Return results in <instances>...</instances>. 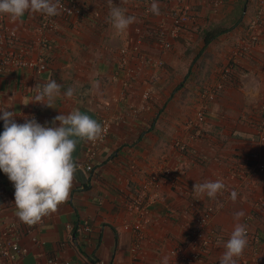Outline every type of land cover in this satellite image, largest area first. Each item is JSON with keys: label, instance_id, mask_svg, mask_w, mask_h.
<instances>
[{"label": "crops", "instance_id": "1", "mask_svg": "<svg viewBox=\"0 0 264 264\" xmlns=\"http://www.w3.org/2000/svg\"><path fill=\"white\" fill-rule=\"evenodd\" d=\"M77 1L82 14L59 13L53 31L40 28L39 13L26 12L16 22L3 15V24L20 40L16 48L29 59L40 56L35 38L43 34L48 63L40 74L15 67L0 74V112H15L21 124L36 115L42 125L52 126L54 117L75 110L98 123L102 116L110 121L91 162L93 171L85 168L87 141H80L68 200L36 224L20 221L15 189L0 171V238L8 236L20 247L13 264H48L52 258L68 264H161L165 256L169 264H219L237 223L234 214L241 210L254 215L250 227L258 234L242 255L255 250L264 264V204L258 205L264 173L256 168L264 165V25L256 42L248 39L249 22L264 0H186L192 18L170 49H160L152 39L142 43L162 66L143 65L128 87L119 66L121 49L137 27L166 19L164 5L159 15L143 17L141 0ZM113 7L135 22L116 30L109 18ZM211 29L219 33L205 43L204 33ZM225 67L230 71L223 90L211 99L203 97ZM51 80L62 85L52 107L33 103L36 87ZM69 87L74 89L71 99L64 96ZM203 109L204 121L190 128L188 122ZM164 170L168 174L161 175ZM152 176H160L156 185L150 183ZM205 181H221L225 188L215 198L192 191L195 183ZM143 188L142 204L130 206ZM192 204L212 208L204 228L212 241L199 259L190 240Z\"/></svg>", "mask_w": 264, "mask_h": 264}, {"label": "clouds", "instance_id": "2", "mask_svg": "<svg viewBox=\"0 0 264 264\" xmlns=\"http://www.w3.org/2000/svg\"><path fill=\"white\" fill-rule=\"evenodd\" d=\"M150 11L159 15L155 0ZM26 12L56 16L59 14V0H0V15H7L11 22L20 20ZM109 18L113 27L121 32L136 20L134 16L125 15L120 7H113ZM61 87L56 80L42 88L37 86L33 103L52 107ZM73 95L71 87L64 92L68 99ZM15 116L16 113L10 110L0 112V120L4 122V130L0 132V171L14 186L16 215L25 224L33 225L68 200L77 171L73 159L77 143L96 141L102 134V126L79 110L57 115L52 126L41 125L35 117H25L24 123H17ZM57 122L59 126H56ZM224 188L221 181H205L195 183L192 191L199 196L215 198ZM237 195L233 190L230 199L235 202ZM243 216L242 210L234 214L237 223L219 264H236L237 258L243 254L247 246L246 226L239 223ZM161 264H169V258L163 257Z\"/></svg>", "mask_w": 264, "mask_h": 264}, {"label": "built area", "instance_id": "3", "mask_svg": "<svg viewBox=\"0 0 264 264\" xmlns=\"http://www.w3.org/2000/svg\"><path fill=\"white\" fill-rule=\"evenodd\" d=\"M221 0H215V4L219 3ZM154 0H141L140 7L142 10V16H149L152 14L150 11L151 5ZM158 5H164L166 12V19L154 26H144L137 27L135 29V36L127 43L126 47L121 49V56L119 58V66L124 73L126 79L123 81V86L128 87L129 82L136 77L139 69L146 64H151L156 67H161L163 61L150 52L142 48V43L144 40L152 39L153 43L157 45L162 50H167L172 47L173 42L181 36L186 24L191 20V6L186 0H155ZM59 13H62L65 17L70 16H80L82 14L81 7L77 0H59ZM4 16L0 15V74L9 67L19 68L21 70H32L36 74L42 73L47 68V57L45 55V48L47 45V39L40 32L36 35L35 41L38 49L40 50V56L35 59H29L23 55L22 48H16L17 44L20 43L16 31L12 28L7 27L3 24ZM264 25V1L257 8L253 18L249 22V42L254 43L258 40L259 30ZM40 28L44 30L53 31L56 29L55 16L49 17L47 15H42L40 19ZM230 71L229 67L223 68L217 79V81L202 91L203 97H208L209 99L216 96L224 88V82L227 79L228 73ZM45 84H41L42 88ZM149 97V91L145 90L142 93V99L146 100ZM205 110H201L197 113L196 117L188 122V126L192 129H197V127L205 119ZM35 117L38 123L41 124L37 116ZM99 123L102 126V134L96 141H87L84 148V158H85V168L87 171H93L94 166L92 165V160L94 159L98 146L100 142L104 140L109 132L110 121L106 116H102ZM42 125V124H41ZM262 128L264 129V117L261 120ZM178 148L180 151L185 150V145L179 144ZM254 157V156H253ZM258 172L264 173V165L256 164ZM167 170L163 171L166 175ZM160 175V176H161ZM160 176H152L150 183L156 185L158 178ZM7 186L9 188H14L12 182L7 181ZM149 186V185H148ZM147 188V187H145ZM140 192V197L132 201L130 206L138 207L142 204V199L146 196V189ZM264 204V192L261 194L258 201V205ZM192 210L194 212V226L192 228L191 237L196 244L197 252L194 255L195 259L201 258V251L209 247L212 238L205 234L204 228L207 224L212 208L204 207L200 208L197 204H192ZM254 215L252 213H247L243 216V225L246 226L247 231V243L251 246L258 241V234L253 231L250 227ZM19 245L17 241L6 236L0 238V257L2 261L0 264H13L15 257L19 253ZM256 249V248H254ZM261 260L258 255H256L255 250L251 251L250 256L247 257L242 255V259L238 258L236 264H260ZM48 264H68L60 261L58 258H52L48 260ZM95 264H105L104 261L98 260Z\"/></svg>", "mask_w": 264, "mask_h": 264}, {"label": "trees", "instance_id": "4", "mask_svg": "<svg viewBox=\"0 0 264 264\" xmlns=\"http://www.w3.org/2000/svg\"><path fill=\"white\" fill-rule=\"evenodd\" d=\"M219 32L218 30L211 29L204 33L203 39L205 43H208L215 35H217Z\"/></svg>", "mask_w": 264, "mask_h": 264}]
</instances>
